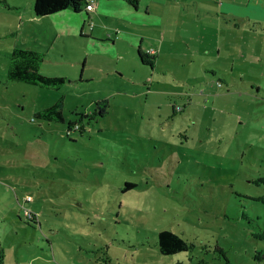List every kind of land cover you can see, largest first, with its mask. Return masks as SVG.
<instances>
[{
  "label": "rangeland",
  "instance_id": "374dc122",
  "mask_svg": "<svg viewBox=\"0 0 264 264\" xmlns=\"http://www.w3.org/2000/svg\"><path fill=\"white\" fill-rule=\"evenodd\" d=\"M7 2L0 264H264L253 258L264 240L251 235L264 219L254 182L264 175V0H139L137 16L148 9L154 22L135 45L158 50L151 65L116 43L65 36L53 48L62 56L47 48L38 67L68 75L58 88L7 78L9 52L29 40L9 23L31 0ZM58 98L62 120L36 114ZM102 99L103 115L84 116ZM75 119L83 128L67 131ZM161 229L192 245L160 252Z\"/></svg>",
  "mask_w": 264,
  "mask_h": 264
},
{
  "label": "crops",
  "instance_id": "0c3cea01",
  "mask_svg": "<svg viewBox=\"0 0 264 264\" xmlns=\"http://www.w3.org/2000/svg\"><path fill=\"white\" fill-rule=\"evenodd\" d=\"M30 3L31 5L26 8L22 6L23 10H20L21 5H13L18 9L15 11L16 15L13 22L9 23V31L16 35L25 33L29 40L23 47L41 51L44 54V60L41 64L49 57L46 55L47 48L53 51V48L60 46V42L63 38L65 39V36H72L73 39L92 37L95 40H101V42H110L112 46L116 43L121 46L122 53L129 54L131 50H134L135 61L140 62L139 64L142 65H148L140 60L138 50L145 53H148V51L142 48L141 45H135V42L138 37L142 43L144 36L138 31L143 29V25H148L154 21L148 20L150 14L148 9L144 10L146 17L137 16L135 11L139 9V0L136 1V6H132V9L127 7L125 0H97L95 2L92 0L93 6L91 9L86 10L82 6L81 11L84 12L86 20L78 14L81 11L76 12L70 7L50 14L35 15L32 12V0ZM92 20L97 21V24L93 27L90 25L92 28L88 31L86 30L85 21L89 25ZM78 32L79 35L75 36ZM150 50L152 52L148 53L149 55L154 54L155 57L158 54V50L154 47ZM53 53L58 57L62 56L60 51L58 53L53 51ZM130 58H132V55H130ZM66 76L68 75L64 77Z\"/></svg>",
  "mask_w": 264,
  "mask_h": 264
},
{
  "label": "trees",
  "instance_id": "16d2710c",
  "mask_svg": "<svg viewBox=\"0 0 264 264\" xmlns=\"http://www.w3.org/2000/svg\"><path fill=\"white\" fill-rule=\"evenodd\" d=\"M3 3L8 4L6 0H1ZM133 6H136L137 0H129ZM87 0H32V12L35 15L50 14L64 8L70 7L74 11L79 12L82 10V6L86 4ZM85 9V8H84ZM10 63L7 70V78L14 81H23L26 83H32L47 87L58 88L65 83L66 77L61 75H45L39 72V65L44 60V54L33 48L29 47H13L9 52ZM151 56V58H150ZM138 57L140 60L148 65H151V60L153 55L142 52L138 50ZM107 99L95 101V109L92 113H85L89 119L93 118L95 114L103 115L106 111L104 107L100 104H105ZM62 99L58 98L53 104L42 108L37 111L38 116L47 119H57L62 120L61 114ZM81 130L83 128L82 124L78 120H69L67 122V131L71 127ZM254 182L256 184H264V175L255 178ZM133 184L126 183L122 190L132 187ZM258 200L264 203V195L257 197ZM29 220H33L34 217H26ZM251 235L257 239L264 240V219L261 225H257V228L251 231ZM157 244L160 252L164 254H170L177 251L185 250L189 248L192 244L186 239L181 237L179 234L169 230L161 229L157 234ZM224 257L225 251L220 246H215ZM2 250L0 249V262H1ZM253 258L257 262L264 261V252L257 250Z\"/></svg>",
  "mask_w": 264,
  "mask_h": 264
},
{
  "label": "built area",
  "instance_id": "2783aa9c",
  "mask_svg": "<svg viewBox=\"0 0 264 264\" xmlns=\"http://www.w3.org/2000/svg\"><path fill=\"white\" fill-rule=\"evenodd\" d=\"M92 6H93L92 0H87L86 4L84 5L86 10L91 9ZM151 52H152L151 50L148 51V53H151ZM23 214L25 215V217H32L33 216V213L29 209H26V208L23 209Z\"/></svg>",
  "mask_w": 264,
  "mask_h": 264
}]
</instances>
